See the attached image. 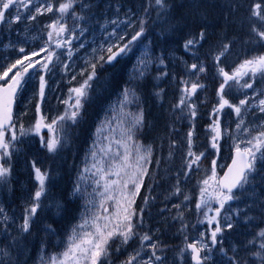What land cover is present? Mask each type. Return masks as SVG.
Here are the masks:
<instances>
[{
	"label": "snow or ice",
	"instance_id": "snow-or-ice-1",
	"mask_svg": "<svg viewBox=\"0 0 264 264\" xmlns=\"http://www.w3.org/2000/svg\"><path fill=\"white\" fill-rule=\"evenodd\" d=\"M0 264H264V0H0Z\"/></svg>",
	"mask_w": 264,
	"mask_h": 264
},
{
	"label": "trees",
	"instance_id": "trees-1",
	"mask_svg": "<svg viewBox=\"0 0 264 264\" xmlns=\"http://www.w3.org/2000/svg\"><path fill=\"white\" fill-rule=\"evenodd\" d=\"M104 103H105V97H99V98L96 99L95 103L89 109L90 113L92 114L89 117L90 121L100 111V107ZM60 182L63 183L64 181H60Z\"/></svg>",
	"mask_w": 264,
	"mask_h": 264
}]
</instances>
